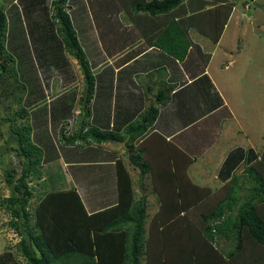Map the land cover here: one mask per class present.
<instances>
[{
  "label": "trees",
  "instance_id": "16d2710c",
  "mask_svg": "<svg viewBox=\"0 0 264 264\" xmlns=\"http://www.w3.org/2000/svg\"><path fill=\"white\" fill-rule=\"evenodd\" d=\"M20 1H24L23 8L15 3L11 16L10 5L4 8L0 2V92L4 95V100L0 97L4 106L0 112V137L19 158V174L15 169L5 170L12 193L2 200V205L10 214L9 226L21 237L17 248L25 264H264V148L246 167L252 184L247 194L240 195L236 175L219 188L193 182L187 171L192 157L158 132L135 145L159 114L155 103L149 104L143 116L129 123L123 133L93 125L90 102L95 75L68 10L72 8L70 1L75 0H51L50 4L47 0ZM85 2L108 56H116L125 47V37L115 36L125 24L126 13L136 29L143 30L142 34H146L150 22L155 24L156 33L144 36L146 48L157 46L183 61L192 47L203 70L211 54L191 39L189 31L195 28L217 43L235 5L228 0H215V6L209 9H205L207 0ZM182 7L187 10L183 12ZM39 9H47L46 24L56 30L65 51L77 60L84 81L78 129L67 133L68 122L64 120L59 129L60 141L84 146L124 140L131 165L140 169L141 196H137L122 158L116 160L118 200L98 211L88 212L76 188L37 194L32 187L34 179H41L44 150L34 141L29 108L24 104L27 86L19 78L16 58L6 42L8 39L12 44V39L24 36L19 33L24 25L22 13ZM116 10L122 19L112 13ZM161 18L171 19L173 24L168 29L177 32H160ZM38 20L36 27L41 25ZM28 23L32 27L34 22ZM174 86L161 85L156 94L161 105L168 102ZM15 106L16 116L11 117L9 110ZM145 174L150 177L158 202L152 214L142 181ZM13 260V264H21L10 251L1 254V264H11Z\"/></svg>",
  "mask_w": 264,
  "mask_h": 264
},
{
  "label": "crops",
  "instance_id": "0c3cea01",
  "mask_svg": "<svg viewBox=\"0 0 264 264\" xmlns=\"http://www.w3.org/2000/svg\"><path fill=\"white\" fill-rule=\"evenodd\" d=\"M214 1L207 0L205 9L214 7ZM70 4L72 17L77 21V26H74L79 30L78 38L83 36V40L79 38V41L87 55L92 51L88 57L95 75V91L90 102L91 123L101 129L123 133L129 123L143 116L149 104L155 103L159 107V114L135 145L151 133L158 132L192 157L193 162L187 171L193 182L219 188L236 175L237 190L240 195L247 194L250 187L247 182H251V179L245 170L255 162V157L259 156L264 148V135L258 145L249 138L251 133L246 128L243 117L241 118L239 111L235 109L233 102L235 93L233 90L231 93L230 87L228 88V83L234 82V79L233 76H227L226 72L233 68L230 66L236 61V55L241 49L233 50L224 46L222 38L235 5L217 43L195 28L189 31L191 39L198 43L204 52L211 54L203 70L202 63L195 52L191 51L192 47L183 61L173 58L157 46L146 48L144 36L156 33L155 24L153 21L150 22L149 29L144 31L146 34H142L143 30L136 29L126 13L125 24L122 25L120 34L115 36V39L125 37V47L116 56H108L100 40L95 19L89 17L91 11L87 2L75 0L74 3L70 1ZM186 10L182 7L183 12ZM112 13L118 18L121 15L118 10ZM188 15L189 13L186 14ZM159 20L160 32L166 34L177 32L168 29L173 24L171 19ZM163 83L175 86L168 102L161 105L156 94ZM70 86H65L56 95L44 93L45 98L42 95L24 101H27L32 119L34 141L44 150V169L57 167L56 176L52 178L53 188L47 191L76 188L86 209L91 213L116 204L118 200L116 160L122 158L125 151L120 150L116 143L112 142L80 146L64 145L60 141L59 129L63 121L61 123L58 120L54 124L56 105L62 108L59 117H69L65 119L68 122L67 133H74L79 125L83 88L81 85L78 86V91L69 104L67 91ZM64 109L68 114L63 111ZM34 112L36 115H33ZM52 130L54 140L50 148L45 137L46 134H51ZM156 140L165 145L158 137ZM120 142L126 146L124 140ZM198 157L201 158L200 161ZM124 164L132 176L137 196H141L143 191L139 183L142 179L140 169L132 166L133 172L128 162L125 161ZM60 167L65 170L66 178L64 173L60 174ZM142 181L145 183L146 195L150 197L152 192L150 177L145 174ZM96 188L103 191L95 195ZM153 197L156 198V195H152L151 198ZM149 208H152L153 213L157 211V199L154 204L152 199L149 201ZM2 253L0 252V259Z\"/></svg>",
  "mask_w": 264,
  "mask_h": 264
},
{
  "label": "rangeland",
  "instance_id": "374dc122",
  "mask_svg": "<svg viewBox=\"0 0 264 264\" xmlns=\"http://www.w3.org/2000/svg\"><path fill=\"white\" fill-rule=\"evenodd\" d=\"M47 1L49 4L51 3V0ZM232 1L235 2V8L222 38V43L228 48H232L233 50H238L239 48L241 51L236 55L234 64L230 66L233 68L226 72L227 76H233L234 79V82L228 83V88L230 87V91L233 90L235 93L233 97L235 109L239 111L240 117H243L242 119L245 121L244 124L250 131L249 133H251L249 138L258 145L259 142L263 140L262 136L264 135V0ZM0 2L2 4L1 6L4 8H6L8 4L10 5L8 7L10 8L8 11L10 16L15 3L22 8L24 6V1L20 0H0ZM70 9L71 8H68V10ZM25 15L23 13L21 15V18L24 20V25H22L20 19L22 29L19 32L20 35L24 34V36L15 37L12 39V44H9L8 39L6 42L8 51L16 58L19 78L27 86L25 100L38 96L41 97L42 95H44L43 97L45 98L46 95L44 93L56 95L65 86L71 85L67 91V98L69 97L68 103L71 104L74 94L78 91V86L81 85L84 89L83 76L77 60L65 51L63 42L60 38L58 39L56 30L51 28L48 23L46 24L47 20L45 19L49 17L47 9H39L38 11L31 10L29 13L25 11ZM89 17L94 20L92 13ZM119 19H122L121 15ZM30 20L34 22L32 27L31 24L28 23ZM37 20H41V25L39 27H36ZM72 20L74 25L77 26V21H74V18H72ZM98 25L100 26V23H98ZM11 27L12 25L9 23V33ZM77 32V35H79L78 29ZM79 38L83 40V36ZM91 53L92 51L88 52L89 56H87L90 57ZM3 96L4 95H1L0 92L2 100H4ZM24 104L28 107L27 101H24ZM3 107L4 106L0 104V112H2ZM16 108L17 106L10 108L9 116H16ZM61 110V106L56 105L53 115L54 124H56L58 120L62 123V121L69 118L59 117ZM63 111L67 113L66 109ZM33 115H36V113L34 112ZM31 120L30 118V122ZM50 124V126H52V123ZM45 138L50 148H52L54 140L53 130L51 134H46ZM116 146L119 147L120 150L125 151L123 152L122 158L124 162H128L133 171L131 162L128 158L129 153L125 150L123 143H116ZM199 159L201 158L198 157V160ZM55 168L57 167L53 166L50 167V169H43L41 179L39 181L33 180L31 185L37 194L38 192H44L53 188V186H51L53 183L52 178L54 175L56 176L57 173ZM6 169H15V174H19V158L13 150L9 149L8 144L5 142V138L0 137V252L10 251L18 262L25 264L26 260L21 251L17 248V244L21 237L9 226L10 214L6 211L4 205H2V200L12 193V187L8 185L5 180ZM63 173L65 174L64 178H66L67 175L65 170L60 167V174ZM61 176L63 178V175ZM109 184H111V182ZM247 184L251 185L252 183L248 181ZM94 186L98 187L96 184H94ZM102 191L103 189L100 188L94 189L95 195ZM152 195H154V193L151 192L149 200L152 199V203L154 204L156 198H151ZM33 203L34 200L32 199L31 204ZM150 213H153L152 208L150 209ZM7 260L10 261L11 258ZM15 262L13 260L11 264Z\"/></svg>",
  "mask_w": 264,
  "mask_h": 264
}]
</instances>
